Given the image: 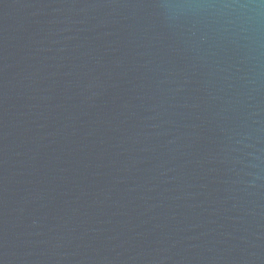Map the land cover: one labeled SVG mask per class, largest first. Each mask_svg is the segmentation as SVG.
I'll return each instance as SVG.
<instances>
[{"label": "water", "instance_id": "obj_1", "mask_svg": "<svg viewBox=\"0 0 264 264\" xmlns=\"http://www.w3.org/2000/svg\"><path fill=\"white\" fill-rule=\"evenodd\" d=\"M0 264H264V0H0Z\"/></svg>", "mask_w": 264, "mask_h": 264}]
</instances>
